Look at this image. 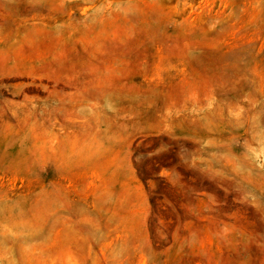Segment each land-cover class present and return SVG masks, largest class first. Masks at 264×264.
Returning <instances> with one entry per match:
<instances>
[{
    "label": "rangeland",
    "instance_id": "374dc122",
    "mask_svg": "<svg viewBox=\"0 0 264 264\" xmlns=\"http://www.w3.org/2000/svg\"><path fill=\"white\" fill-rule=\"evenodd\" d=\"M0 264H264V0H0Z\"/></svg>",
    "mask_w": 264,
    "mask_h": 264
}]
</instances>
